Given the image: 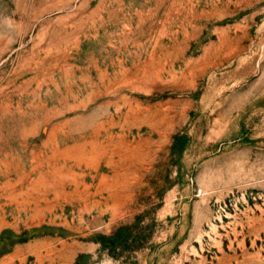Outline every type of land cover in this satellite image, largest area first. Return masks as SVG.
Segmentation results:
<instances>
[{"label":"rangeland","instance_id":"rangeland-1","mask_svg":"<svg viewBox=\"0 0 264 264\" xmlns=\"http://www.w3.org/2000/svg\"><path fill=\"white\" fill-rule=\"evenodd\" d=\"M0 264H264V0H0Z\"/></svg>","mask_w":264,"mask_h":264}]
</instances>
